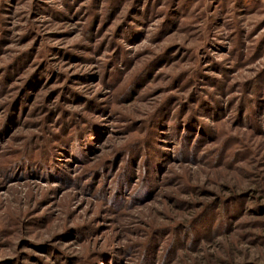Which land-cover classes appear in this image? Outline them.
<instances>
[{
    "label": "rangeland",
    "instance_id": "obj_1",
    "mask_svg": "<svg viewBox=\"0 0 264 264\" xmlns=\"http://www.w3.org/2000/svg\"><path fill=\"white\" fill-rule=\"evenodd\" d=\"M0 264H264V0H0Z\"/></svg>",
    "mask_w": 264,
    "mask_h": 264
}]
</instances>
